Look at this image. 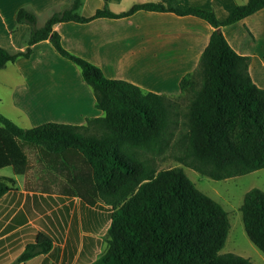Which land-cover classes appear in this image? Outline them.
<instances>
[{
  "label": "trees",
  "instance_id": "1",
  "mask_svg": "<svg viewBox=\"0 0 264 264\" xmlns=\"http://www.w3.org/2000/svg\"><path fill=\"white\" fill-rule=\"evenodd\" d=\"M82 5L83 0H73L41 26L36 11L19 7L16 20L29 24L30 32L24 49L0 43V69L20 56L29 58L34 43L50 39L80 67L103 114L80 124L47 121L24 127L0 112V169L11 166L24 175L29 168L24 145H33L41 156L68 168L64 188L69 195L113 208L107 249L87 264H257L221 251L231 226L228 211L183 166L160 168L159 163L172 156L214 179L264 168V87L251 75V56L238 52L223 30L263 8L264 0L237 4L223 19L214 9L186 7L180 0L135 2L120 12L104 0L91 15L82 13ZM139 9L192 14L214 27L197 67L181 78L178 96L108 77L99 65L68 50L54 29L62 21L124 17ZM14 185L15 178L0 175V198ZM241 210L249 238L264 252V189L247 191ZM54 242L49 231L38 230L11 264L49 253Z\"/></svg>",
  "mask_w": 264,
  "mask_h": 264
},
{
  "label": "rangeland",
  "instance_id": "2",
  "mask_svg": "<svg viewBox=\"0 0 264 264\" xmlns=\"http://www.w3.org/2000/svg\"><path fill=\"white\" fill-rule=\"evenodd\" d=\"M26 1L0 0V14L4 20H0V43L10 50L20 48L31 28L27 23H18L17 11L12 10L15 4L27 3ZM93 6V2H87L86 12ZM54 9L49 13L36 11L37 14L40 13L37 24H44ZM260 23H263V27L259 36L264 42V19L256 23L257 28ZM22 24L24 28H21ZM26 27L27 31L24 30ZM239 27L232 25L227 27V30L230 35L237 36L239 41L246 40ZM8 28L13 32L11 38ZM261 47L264 50V44ZM52 49L51 53L48 50L37 52L38 55H45L47 66L44 71L34 67V63L20 62L19 66L15 64L16 61L9 62L6 68L0 69V112L24 127L58 120L54 108H46L42 95L38 93L37 88L45 82L40 86L32 83L40 79L50 80L60 73L64 80V74L70 76L76 86L75 68L81 73L75 62L61 55L54 45ZM262 52L259 54H264ZM22 66L25 69L22 70ZM42 72L44 74H41ZM73 89L79 92L77 88ZM79 96L81 97V94ZM24 149L29 157V168L24 175H16L11 166L0 169V175L15 178V188L0 199V264H11L26 243L41 229L52 234L55 239L54 247L48 254L38 255L30 261H25V264H87L107 249V228L111 223L113 208L101 201L89 204L80 196L69 195L64 188L67 176H70L68 168L58 159H46L41 156L39 149L33 145L26 144ZM159 166H183L196 185L219 201L228 211L231 226L222 252H234L249 257L257 264H264V252L249 238L241 210L247 191L253 187L264 189V168L225 179H214L172 156L161 160ZM75 168L80 171L79 165Z\"/></svg>",
  "mask_w": 264,
  "mask_h": 264
},
{
  "label": "crops",
  "instance_id": "3",
  "mask_svg": "<svg viewBox=\"0 0 264 264\" xmlns=\"http://www.w3.org/2000/svg\"><path fill=\"white\" fill-rule=\"evenodd\" d=\"M72 1L27 0V3L15 4L12 10L17 11L20 6L27 5L34 11L49 13L51 9L65 7ZM144 1L158 0H108V3L111 10L120 12L128 9L135 2ZM245 1L180 0L186 7L200 6L214 9L222 19L226 18L237 4ZM87 2L94 3L93 8L88 12L85 10ZM103 5L104 0H83L81 11L85 15H91ZM263 19L264 7L233 24L240 26L241 34L246 39L243 41L229 34L227 27L230 26L223 29L228 41L238 52L251 56L249 70L254 81L262 87H264V54L259 52L264 53L261 47L264 42L261 41L259 31H262L263 23H260L258 28L256 23ZM0 20L4 22L2 14ZM2 24L6 28L4 23ZM21 28H24V24ZM8 29L11 38L13 32L11 28ZM54 29L60 33L61 41L67 49L99 65L108 77L129 80L144 90L178 96L181 93V78L197 67L214 27L205 19L192 14L179 15L171 11L139 9L124 17L102 16L88 22L62 21L56 23ZM24 30L27 31V27ZM28 35L29 33L26 38ZM25 41L26 39L18 49L25 48ZM52 46L50 39L40 40L33 44V52L29 58H17L15 64L34 63V67L44 71L47 66L45 55H38L37 52L48 50L51 53ZM20 68L25 69L23 66ZM75 72L76 86L74 81L70 80V76L64 74V80L60 77V73H55L56 75L50 80L40 79L32 83L40 86L45 82L42 88H37L38 93L42 95L46 108H54L59 122L80 124L85 123L87 117L103 114V111L96 106L92 87L83 79L78 69L75 68ZM73 88H77L79 92H75Z\"/></svg>",
  "mask_w": 264,
  "mask_h": 264
}]
</instances>
